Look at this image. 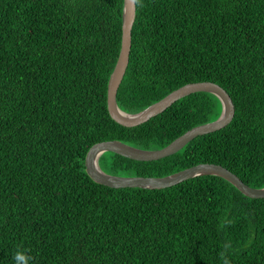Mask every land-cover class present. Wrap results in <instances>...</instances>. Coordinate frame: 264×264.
<instances>
[{"label":"trees","instance_id":"obj_1","mask_svg":"<svg viewBox=\"0 0 264 264\" xmlns=\"http://www.w3.org/2000/svg\"><path fill=\"white\" fill-rule=\"evenodd\" d=\"M116 103L135 113L177 87L212 81L234 104L222 128L176 153L138 161L107 151L99 167L162 177L217 163L264 186V0H142ZM123 0H0V264H264V197L215 175L113 188L85 170L89 147L117 139L159 149L221 112L186 95L127 127L106 106ZM228 246L225 248V246Z\"/></svg>","mask_w":264,"mask_h":264},{"label":"water","instance_id":"obj_2","mask_svg":"<svg viewBox=\"0 0 264 264\" xmlns=\"http://www.w3.org/2000/svg\"><path fill=\"white\" fill-rule=\"evenodd\" d=\"M134 18L135 4L132 3V0H123L120 48L107 82L106 91V106L110 117L123 126L131 127L139 125L163 112L178 99L200 91L215 95L221 103V112L216 119L188 129L166 146L159 149H141L117 139L96 142L89 147L85 155L84 165L87 174L95 182L113 188L138 187L148 189L169 187L196 176L215 175L227 180L247 197H264V186L260 188L251 187L244 183L231 170L217 163H198L162 177L121 176L107 173L99 167L98 158L102 153L107 151L138 161L158 160L172 155L196 136L224 127L234 115V104L229 94L224 88L212 81H197L183 84L135 113H127L121 110L116 103V94L129 62L131 29Z\"/></svg>","mask_w":264,"mask_h":264},{"label":"clouds","instance_id":"obj_3","mask_svg":"<svg viewBox=\"0 0 264 264\" xmlns=\"http://www.w3.org/2000/svg\"><path fill=\"white\" fill-rule=\"evenodd\" d=\"M132 3L139 6L140 8L144 7L142 0H132ZM228 246L226 245L225 248ZM222 258L224 259V264H228L225 254L222 253ZM32 257L28 250L22 249L20 247L13 254V264H31Z\"/></svg>","mask_w":264,"mask_h":264}]
</instances>
